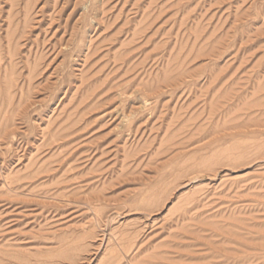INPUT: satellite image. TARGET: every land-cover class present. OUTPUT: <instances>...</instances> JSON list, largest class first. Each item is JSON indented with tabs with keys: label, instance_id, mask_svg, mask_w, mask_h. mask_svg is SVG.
<instances>
[{
	"label": "rangeland",
	"instance_id": "rangeland-1",
	"mask_svg": "<svg viewBox=\"0 0 264 264\" xmlns=\"http://www.w3.org/2000/svg\"><path fill=\"white\" fill-rule=\"evenodd\" d=\"M0 264H264V0H0Z\"/></svg>",
	"mask_w": 264,
	"mask_h": 264
},
{
	"label": "bare ground",
	"instance_id": "bare-ground-1",
	"mask_svg": "<svg viewBox=\"0 0 264 264\" xmlns=\"http://www.w3.org/2000/svg\"><path fill=\"white\" fill-rule=\"evenodd\" d=\"M4 105V104H3Z\"/></svg>",
	"mask_w": 264,
	"mask_h": 264
}]
</instances>
